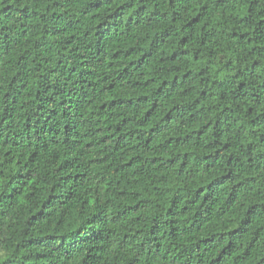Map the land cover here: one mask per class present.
<instances>
[{
	"label": "trees",
	"instance_id": "trees-1",
	"mask_svg": "<svg viewBox=\"0 0 264 264\" xmlns=\"http://www.w3.org/2000/svg\"><path fill=\"white\" fill-rule=\"evenodd\" d=\"M0 264H264V0H0Z\"/></svg>",
	"mask_w": 264,
	"mask_h": 264
}]
</instances>
